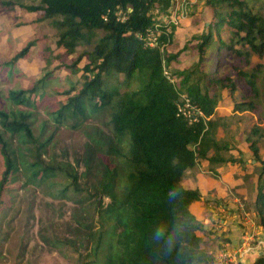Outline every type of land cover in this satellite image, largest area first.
<instances>
[{
  "label": "trees",
  "instance_id": "obj_1",
  "mask_svg": "<svg viewBox=\"0 0 264 264\" xmlns=\"http://www.w3.org/2000/svg\"><path fill=\"white\" fill-rule=\"evenodd\" d=\"M174 1H15L54 30V48L39 55L46 68L53 61L58 67L27 89L0 96V264L9 242L16 244L15 264L30 263L27 257L40 248L70 264H212L190 211L201 197L182 182L200 160L241 161L228 155L234 146L217 136L221 121L211 116L219 97L234 112L264 107V13L255 8L264 0H203L210 19L194 37L196 60L181 70L179 52L169 51ZM154 26L157 45L149 47L143 38ZM39 43L16 51L7 70ZM221 65L228 67L223 75ZM56 71L66 73L69 86L48 95L64 99L38 119L31 98L43 102ZM182 96L203 118L191 124L183 118ZM62 129L82 135L81 147H63ZM245 141L262 164L254 211L264 231V130L251 127ZM20 224L21 235H14ZM34 238L40 245L30 247ZM253 264H264V255Z\"/></svg>",
  "mask_w": 264,
  "mask_h": 264
},
{
  "label": "rangeland",
  "instance_id": "obj_2",
  "mask_svg": "<svg viewBox=\"0 0 264 264\" xmlns=\"http://www.w3.org/2000/svg\"><path fill=\"white\" fill-rule=\"evenodd\" d=\"M5 1L13 2L15 7L12 10L7 9L2 4ZM15 1H18L24 5L38 4V0H0V96L4 97L11 89L14 90L17 88H29L30 85L41 78L45 72H49L53 70V68L58 67V62L53 61L51 66L46 68L42 58L39 55V51L45 46H48L51 49L54 48V30L47 21H41L38 14L26 13L21 10ZM177 7V14L174 15L178 18L173 39L174 43L172 47L169 48V51L172 54L179 52V57L175 66L177 69L181 70L189 67L196 60L197 55L194 48V37L202 30V25L209 21L210 12L204 8L203 0H178ZM256 7L262 8L264 13V4L262 1H258V3L255 5V8ZM37 38L40 41L39 45L32 47L28 56L25 59L16 61L12 66L13 69L8 71V62H10L11 58L14 56V53L23 48L24 45L29 41ZM256 63H258V60L255 57H252L250 65L253 66ZM249 68H251V66L246 67V69ZM226 72H228V67L221 65L219 68V74L223 75ZM55 74V78L51 79L45 86L46 88L44 92L47 94V96H45L43 102L37 98V95H33L31 98L33 102L37 103L38 107L36 112L38 113V119L47 117L46 112L43 110L44 108L55 109L58 102L63 101L64 99L62 96L52 97L48 95L67 89L69 86L66 79L67 76L64 71H56ZM73 78L74 80H77V76ZM220 99L221 98L219 97V101L214 108L211 119L216 122L217 120L221 121L217 125V136L219 138H224L226 141H229L232 146H234V148L229 151L228 155L233 156V159L236 160L241 159L240 162L234 163L235 166L232 167L231 171L232 174L236 173L238 177L243 175L240 178L243 179L242 182L244 183L247 192H244L241 195H247L245 202L246 205H249L250 207V205H254L253 199H255V188L249 190L247 185L250 184L249 179L255 176L257 177V175L260 173L262 164L260 161L256 162L253 160L252 154L248 148V143L245 141V139L248 136L249 130L253 126L260 127L262 130H264V107H261L262 109L260 108L257 113L250 111L234 112L232 110L233 105L229 103L228 99L227 101ZM61 133V145H63V147L74 150L81 147V143L83 141L82 135L77 132L70 133L66 129H62ZM259 157L262 161H264V141L260 142L259 144ZM1 169L2 159L0 156V171ZM248 219L253 222L254 227L257 225L258 220L256 219V222L254 223L255 219L250 214ZM215 225L217 226L218 224L216 223ZM215 225H212L214 226L213 229L208 227L210 234L205 236L207 241H204L206 244L203 245V251L211 255L212 258H214V256L217 254L218 249L225 244L224 242L219 241V238H215V235L220 234L215 230ZM21 226L22 225L20 224L15 227L13 231L14 235L17 232H20L22 229ZM36 229L37 225L35 224L31 229V234L35 235ZM212 232L213 234H211ZM23 233L24 230H22V234ZM35 241L38 242L36 238L32 239L30 247L33 245V243H35ZM246 241L249 243V237H247ZM241 244L242 242L240 243V248ZM225 245L227 246V250L231 255L235 254L238 250H241L239 248L234 251L231 250L227 244ZM215 247L216 250L213 252ZM37 248L39 247L37 246ZM243 249L244 248H242V250ZM15 254L16 244L14 242H9L5 245V251L3 255V259H5V261L2 264H15ZM27 258L31 262L26 264H70L66 262L56 251L43 248L37 249ZM232 261L237 263L236 257L232 258Z\"/></svg>",
  "mask_w": 264,
  "mask_h": 264
},
{
  "label": "crops",
  "instance_id": "obj_3",
  "mask_svg": "<svg viewBox=\"0 0 264 264\" xmlns=\"http://www.w3.org/2000/svg\"><path fill=\"white\" fill-rule=\"evenodd\" d=\"M210 155L211 153L208 157ZM234 166L235 164L228 163L216 166L200 160L193 169L187 170L182 186L186 190L197 191L201 197L200 201L191 204L190 211L202 225L203 245L207 241L205 236L210 234L208 227L213 229L212 225L217 223L215 230L220 234L215 235V238H219L231 250L239 249L242 239L249 237L252 250L238 258L236 264H253L258 256L264 255V231L258 225L254 227L253 222L248 219L250 214L255 223L257 215L254 205H246L247 195H241L247 191L240 178L243 175L238 177L236 173L232 174ZM249 182L247 188H255L257 177L249 179ZM215 250L216 247L213 252Z\"/></svg>",
  "mask_w": 264,
  "mask_h": 264
},
{
  "label": "built area",
  "instance_id": "obj_4",
  "mask_svg": "<svg viewBox=\"0 0 264 264\" xmlns=\"http://www.w3.org/2000/svg\"><path fill=\"white\" fill-rule=\"evenodd\" d=\"M175 4H178V0H175ZM174 3L172 4L175 5ZM171 6V7H172ZM155 15L158 14L157 11L154 12ZM177 14L175 12V9L170 8L169 9V17H168V29L172 26H176L177 24V16L174 15ZM159 36L158 30H156V27L154 26V29H150L146 31L145 34V45L149 47H154L157 45V38ZM141 37V36H140ZM182 102L184 103L182 105H178V112L183 116V118L188 121V123L197 122L199 118H203V114L194 106L190 105L187 98L185 96L181 97ZM241 244V250H238L235 254L231 255L229 251L227 250V246L224 244L222 247L218 249L217 254L214 256L212 264H236L234 261H232V258L236 257V260H239L238 258H241L242 255H245L246 253H249L250 250H252V247L247 243L246 239H242ZM242 248H244L242 250Z\"/></svg>",
  "mask_w": 264,
  "mask_h": 264
},
{
  "label": "bare ground",
  "instance_id": "obj_5",
  "mask_svg": "<svg viewBox=\"0 0 264 264\" xmlns=\"http://www.w3.org/2000/svg\"><path fill=\"white\" fill-rule=\"evenodd\" d=\"M17 12V11H16ZM15 17V16H14ZM36 18V17H35ZM18 23V22H17ZM22 23V22H21ZM39 25V24H38ZM43 37V36H42ZM16 39V38H15ZM38 39V38H37ZM14 49V48H13ZM42 53V52H41ZM40 53V54H41ZM14 95H16L15 93H14ZM228 217V216H227ZM247 223V222H246ZM258 225V224H257ZM237 240V239H236ZM254 246V245H253Z\"/></svg>",
  "mask_w": 264,
  "mask_h": 264
}]
</instances>
